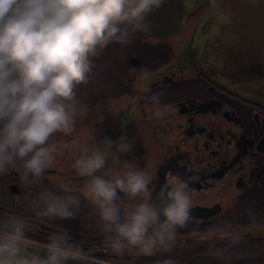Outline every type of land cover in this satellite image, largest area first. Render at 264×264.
Listing matches in <instances>:
<instances>
[{
  "label": "flooded vegetation",
  "instance_id": "flooded-vegetation-1",
  "mask_svg": "<svg viewBox=\"0 0 264 264\" xmlns=\"http://www.w3.org/2000/svg\"><path fill=\"white\" fill-rule=\"evenodd\" d=\"M209 7V0H160L138 25H122L126 41L97 49L87 80L74 89L71 127L49 137L43 172L26 173L18 159L0 170V219L23 222L28 241L44 245L52 232H66L83 257L147 261L140 245L114 246L115 234L98 217L91 176L76 163L98 152L104 165L94 175L136 168L150 178L148 193L118 192L122 213L144 200L159 208L160 187L172 176L188 182L192 219L161 242L178 243L165 255L191 264H264V105L196 67ZM57 197L73 216L42 214Z\"/></svg>",
  "mask_w": 264,
  "mask_h": 264
},
{
  "label": "clouds",
  "instance_id": "clouds-1",
  "mask_svg": "<svg viewBox=\"0 0 264 264\" xmlns=\"http://www.w3.org/2000/svg\"><path fill=\"white\" fill-rule=\"evenodd\" d=\"M160 0H0V170L14 159L40 175L52 146L49 137L72 124L75 87L85 82L98 48L126 41L125 24H139ZM123 147V146H122ZM81 175L91 176L92 202L113 245L127 242L150 252L191 219L192 195L186 180L170 177L161 185L162 204L149 200L121 212L118 192L148 193L150 178L130 168L123 175H94L104 165L101 153L77 160ZM47 203L44 216H73L68 203ZM0 219V264H67L81 256L66 232H52L42 254L34 251L23 222ZM151 229V233L150 230Z\"/></svg>",
  "mask_w": 264,
  "mask_h": 264
},
{
  "label": "water",
  "instance_id": "water-1",
  "mask_svg": "<svg viewBox=\"0 0 264 264\" xmlns=\"http://www.w3.org/2000/svg\"><path fill=\"white\" fill-rule=\"evenodd\" d=\"M209 2L204 56L196 67L225 89L264 105V0ZM28 243L42 254L44 244ZM70 261L111 264L83 256Z\"/></svg>",
  "mask_w": 264,
  "mask_h": 264
},
{
  "label": "trees",
  "instance_id": "trees-1",
  "mask_svg": "<svg viewBox=\"0 0 264 264\" xmlns=\"http://www.w3.org/2000/svg\"><path fill=\"white\" fill-rule=\"evenodd\" d=\"M169 243H171V241ZM174 243H171V244H174ZM176 245H178V243ZM176 245H173L172 247L174 248ZM162 246L163 245L161 244V242L157 241L153 245L151 251L149 252L150 253L149 259H147V261L143 263L141 261V264H191L189 262L190 259H184L173 253L171 254L166 253L167 255H165L164 253L165 249L160 248ZM167 246L169 247L171 245L167 244Z\"/></svg>",
  "mask_w": 264,
  "mask_h": 264
},
{
  "label": "rangeland",
  "instance_id": "rangeland-1",
  "mask_svg": "<svg viewBox=\"0 0 264 264\" xmlns=\"http://www.w3.org/2000/svg\"><path fill=\"white\" fill-rule=\"evenodd\" d=\"M167 244H168V243H167ZM167 244H166L165 246L161 247V248H162V249H165V251L168 252L169 249H171L173 245H171V246L168 247ZM176 246L178 247V245H176ZM176 246H175V247H176ZM96 260H98V259H96ZM100 261H101V260H100ZM190 261H191V260H190ZM103 262H104V261H103ZM192 263H194V262H192ZM194 264H195V263H194ZM207 264H210V263L208 262ZM214 264H216V263H214ZM227 264H228V263H227Z\"/></svg>",
  "mask_w": 264,
  "mask_h": 264
},
{
  "label": "snow or ice",
  "instance_id": "snow-or-ice-1",
  "mask_svg": "<svg viewBox=\"0 0 264 264\" xmlns=\"http://www.w3.org/2000/svg\"><path fill=\"white\" fill-rule=\"evenodd\" d=\"M193 211L195 212L196 210H193ZM34 251H37V252H38L39 250L36 249V250H34ZM67 264H73V262L69 260V261H67Z\"/></svg>",
  "mask_w": 264,
  "mask_h": 264
}]
</instances>
